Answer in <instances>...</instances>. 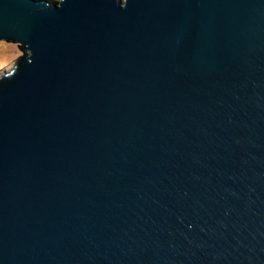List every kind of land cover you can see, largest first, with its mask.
<instances>
[{
    "label": "water",
    "instance_id": "obj_1",
    "mask_svg": "<svg viewBox=\"0 0 264 264\" xmlns=\"http://www.w3.org/2000/svg\"><path fill=\"white\" fill-rule=\"evenodd\" d=\"M0 264H264V0H0Z\"/></svg>",
    "mask_w": 264,
    "mask_h": 264
},
{
    "label": "rangeland",
    "instance_id": "obj_2",
    "mask_svg": "<svg viewBox=\"0 0 264 264\" xmlns=\"http://www.w3.org/2000/svg\"><path fill=\"white\" fill-rule=\"evenodd\" d=\"M21 54L22 51L17 43L0 40V74L10 70Z\"/></svg>",
    "mask_w": 264,
    "mask_h": 264
}]
</instances>
